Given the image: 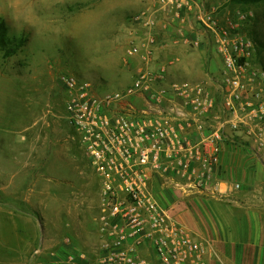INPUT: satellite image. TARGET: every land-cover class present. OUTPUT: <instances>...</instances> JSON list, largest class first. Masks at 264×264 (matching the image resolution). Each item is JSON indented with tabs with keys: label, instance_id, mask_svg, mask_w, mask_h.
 <instances>
[{
	"label": "built area",
	"instance_id": "1",
	"mask_svg": "<svg viewBox=\"0 0 264 264\" xmlns=\"http://www.w3.org/2000/svg\"><path fill=\"white\" fill-rule=\"evenodd\" d=\"M153 2L180 9L175 0ZM198 16L216 37L219 78H169L166 64H153L151 38L127 46L125 63L140 64L122 89L98 94L87 80L62 77L68 119L101 183L97 264H208L206 243L161 203L156 181L212 186L228 143L264 161V68L253 63L255 43L222 32L206 10ZM139 17L146 32L161 25L155 12ZM64 262L78 264L72 254Z\"/></svg>",
	"mask_w": 264,
	"mask_h": 264
},
{
	"label": "rangeland",
	"instance_id": "2",
	"mask_svg": "<svg viewBox=\"0 0 264 264\" xmlns=\"http://www.w3.org/2000/svg\"><path fill=\"white\" fill-rule=\"evenodd\" d=\"M4 2L0 20L10 39L22 45L11 56L0 49V264H66L73 253L69 247L81 242L93 256L89 264H97L101 183L68 119L62 77L87 80L98 94L130 85L135 72L124 61L125 51L146 29L131 21L137 10L113 16L98 39L79 46L69 40L49 51L32 42L30 31L13 26ZM12 2L22 6L29 0ZM208 2L220 6L222 32L253 40V63L264 68V1ZM18 11L22 14L23 8ZM195 26L200 38L215 37L210 29L204 32L207 27Z\"/></svg>",
	"mask_w": 264,
	"mask_h": 264
},
{
	"label": "crops",
	"instance_id": "3",
	"mask_svg": "<svg viewBox=\"0 0 264 264\" xmlns=\"http://www.w3.org/2000/svg\"><path fill=\"white\" fill-rule=\"evenodd\" d=\"M175 1L180 4L177 13L175 4L166 2L158 6L153 0H146L145 7L131 17L132 23L139 26L140 14L155 12L161 25L153 34L146 32L138 39L153 40L154 60L158 59L153 64H166L169 78H215L222 63L215 37L200 38L195 24L203 28L198 16L201 9L219 22L220 6L208 0ZM176 29L181 34L176 33ZM197 39L201 41L200 46L190 43ZM135 60L131 63L134 72L140 64ZM220 165L217 179L204 190L191 187L186 181L157 180L155 189L161 203L206 243L208 264H264V161L256 158L246 146L228 143ZM236 183L240 188H235ZM81 245L83 247L68 244L73 252L69 254L78 264H89L93 256L84 250L87 243L84 246L81 242Z\"/></svg>",
	"mask_w": 264,
	"mask_h": 264
},
{
	"label": "clouds",
	"instance_id": "4",
	"mask_svg": "<svg viewBox=\"0 0 264 264\" xmlns=\"http://www.w3.org/2000/svg\"><path fill=\"white\" fill-rule=\"evenodd\" d=\"M77 5L84 6L69 13ZM3 7L14 27L27 29L38 48L52 51L69 40L79 46L82 41L98 39L113 16L135 13L145 5L143 0H29L18 6L5 0Z\"/></svg>",
	"mask_w": 264,
	"mask_h": 264
},
{
	"label": "trees",
	"instance_id": "5",
	"mask_svg": "<svg viewBox=\"0 0 264 264\" xmlns=\"http://www.w3.org/2000/svg\"><path fill=\"white\" fill-rule=\"evenodd\" d=\"M247 1H264V0H247ZM22 45V41L19 40L17 43L14 40H11L8 35V27L5 21L0 20V49L4 50L5 55L11 56L14 55L20 46Z\"/></svg>",
	"mask_w": 264,
	"mask_h": 264
}]
</instances>
